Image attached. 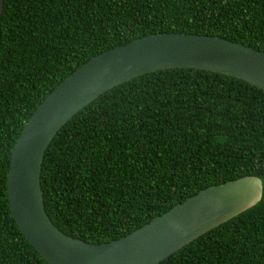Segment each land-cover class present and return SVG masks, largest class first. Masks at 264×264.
Wrapping results in <instances>:
<instances>
[{"label": "trees", "instance_id": "16d2710c", "mask_svg": "<svg viewBox=\"0 0 264 264\" xmlns=\"http://www.w3.org/2000/svg\"><path fill=\"white\" fill-rule=\"evenodd\" d=\"M155 32L215 35L264 51V0H4L0 264H50L8 204L11 153L27 119L91 57ZM245 175L261 178V200L157 264H264V89L170 68L116 85L74 114L45 151L40 183L52 222L100 243Z\"/></svg>", "mask_w": 264, "mask_h": 264}, {"label": "water", "instance_id": "95a60500", "mask_svg": "<svg viewBox=\"0 0 264 264\" xmlns=\"http://www.w3.org/2000/svg\"><path fill=\"white\" fill-rule=\"evenodd\" d=\"M4 0H0V18ZM195 68L233 76L264 89V51L227 38L155 32L91 57L66 76L25 122L6 180L12 216L27 241L50 264H157L179 248L257 204L261 178L245 175L207 186L132 232L90 242L62 232L48 216L40 172L60 128L110 88L136 76Z\"/></svg>", "mask_w": 264, "mask_h": 264}]
</instances>
